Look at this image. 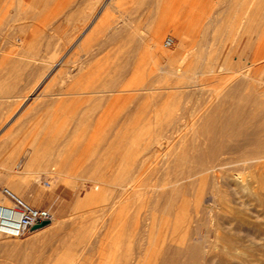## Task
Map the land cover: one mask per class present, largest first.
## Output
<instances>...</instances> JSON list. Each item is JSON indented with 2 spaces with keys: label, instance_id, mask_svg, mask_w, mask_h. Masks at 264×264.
<instances>
[{
  "label": "rangeland",
  "instance_id": "374dc122",
  "mask_svg": "<svg viewBox=\"0 0 264 264\" xmlns=\"http://www.w3.org/2000/svg\"><path fill=\"white\" fill-rule=\"evenodd\" d=\"M154 1L146 6V10L141 9L146 13L138 15L126 14L124 9L133 6L136 12L137 5L149 3V0H116V13H111L108 4L105 12L111 14L103 13L93 24L94 15H88V0H0V64L6 59L7 64L22 65L17 72L5 76L0 73V80L5 77L10 82L8 89H0V186L10 189L7 182L22 172L30 156L33 131L48 130L51 133L53 130L51 144L55 147L51 152L54 161L57 147L62 148L70 139L65 136L77 131L76 138L69 142L70 154L74 156L70 158L69 166L49 163L45 173L39 175L41 183L30 177V183L44 194L38 199L54 214L50 227L57 223L61 228L56 229L55 237L32 246L24 244L36 235L35 232L17 237L22 248L5 254L1 251L4 244L17 238L3 236L0 239V263L103 264L108 252L113 250L125 253L121 258L125 256L132 261L135 257L148 258L160 249L168 250L170 244L175 254L178 248L183 250V244L190 238L200 246L197 245L199 255L196 258L205 257L199 261L222 264L216 256L214 258L220 245L216 244L218 220L215 210L213 214L207 210L210 201L201 202L200 209L194 203L189 204V209L200 212L194 214L188 225H181L186 218L159 215V206L149 202L143 194L155 184H163L165 178H170L169 174L180 171L162 166L164 156L169 153L167 138L177 140L183 137L186 126L199 120L205 106L202 107L203 100L217 94L214 88L217 82H223L224 73H231V77L249 76L252 86L255 84L254 92L264 94V0H156V6ZM153 6L155 14H149ZM153 18L164 21L168 25L164 37L175 40V47L170 49L173 59L160 58V64L166 69L178 68V73L185 71L187 75L199 76L200 82L203 79L211 81L214 77L212 81L215 82L206 86H212L211 89L204 86L208 89L206 94L202 86L197 89L191 86V93L187 94L186 82L192 84L193 80L184 76L170 75L162 79L168 84L165 89L135 86L137 82L153 83L150 76L155 69L150 56L154 57V50L147 42L141 41L140 44L137 39L140 34H147V26ZM127 27L135 30L134 40L123 37L110 40L103 35L109 30L127 34L130 30L124 31ZM87 36L86 51L80 44ZM125 49L129 55L118 54L119 50L123 52ZM64 58L75 59L67 64L70 72L57 65ZM126 61L129 63L125 64ZM73 63L81 69L76 71ZM101 65L108 71L116 66L125 69L121 85L115 89H99L91 85L79 87L80 82H84L80 77L88 75L91 79ZM29 67L36 73L28 70ZM69 74H76V88L69 86L73 82L68 79ZM139 75L144 77L138 79ZM13 99L15 104L10 108L6 102ZM48 100L52 103L43 106ZM60 102L65 103L63 109H58ZM45 111L53 113V120L41 118ZM99 124L102 126H96ZM124 124L131 126H128L130 129L127 127L128 135L121 138V128L126 127ZM152 124L166 125L164 130L170 134H164L163 127H160L162 133L157 135L159 137L154 138L151 133L139 136L138 130L144 131L148 127L153 130ZM181 126L184 129L178 134ZM99 128L104 131L103 136H99L103 138L99 143L103 147L91 155L88 140ZM172 129L177 131L174 135ZM139 137L144 148L140 155L136 141ZM109 140L113 141V148L105 150ZM161 154L163 159L158 156ZM95 160L100 162L97 168L92 167ZM10 162L12 169L8 168ZM60 169H68L70 174H65L64 178H70L72 186H64L60 181ZM45 182L49 185L46 186ZM141 185L148 188L144 187V190ZM184 211L180 210V214ZM196 225L197 228L200 226L198 231ZM174 257L177 264L181 257ZM259 257L264 260V253ZM131 261L119 264H133Z\"/></svg>",
  "mask_w": 264,
  "mask_h": 264
},
{
  "label": "bare ground",
  "instance_id": "6f19581e",
  "mask_svg": "<svg viewBox=\"0 0 264 264\" xmlns=\"http://www.w3.org/2000/svg\"><path fill=\"white\" fill-rule=\"evenodd\" d=\"M153 3V5H157L156 0ZM155 19L153 18L150 20V24L147 26V34H140L137 38L139 39V43L141 41H145L149 44L150 48L154 50V52H152L155 53L154 57H151L152 55L150 56L154 65L153 69H155L152 70L153 72L150 76L153 83L145 85V83L142 84L143 82H137L135 86L143 89H149V87L154 90L160 88L165 89L168 84L165 81H162V79H166V77H169L170 75L175 77L184 76L187 79L193 80V82L191 81L192 84L186 82L185 87L186 89L189 88L187 89L188 91H186L188 92L187 94L191 93V91H189L191 86L195 89L202 86L206 94V91H208L206 88L212 87L206 86L211 84L214 77L211 81H209V79H203L200 82L199 76L187 75L185 71L178 73V68L166 69L164 65L160 64L158 61L160 58H165L167 60L171 58L170 52L172 51H170V49L175 47V40L170 36L164 37L168 25H166L162 20ZM128 28L129 27L124 29V31H128ZM105 29L107 30L108 27ZM132 29L133 28H131L127 34H121V32H116L114 29L115 32H109L111 31L109 30L108 33H104L103 35L110 40L123 37L128 38L131 41L134 40L133 38L136 36L134 35V33H136L135 30L133 31ZM167 38L170 39L169 44L166 43ZM80 46L82 50H88V36L82 41ZM127 51L128 49H125L123 52L119 50L118 54L125 56ZM141 55H143V53ZM66 59L67 60H65V58L60 59L57 65L64 68L66 67V70H69L70 68L67 64L73 62L75 59ZM172 59L173 58H171V60ZM2 61L0 64V73L4 76L11 72H17L22 67L19 63L7 64L8 60L6 59H3ZM74 62L76 63V61ZM126 63L129 62L126 61L125 64ZM119 64H121V62H119ZM71 66L72 65L70 64V67ZM73 66H75V64ZM73 68L78 71L81 69V66L76 65ZM29 69L33 73H36L34 68L29 67L28 70ZM108 70L101 65L97 69L98 72L96 71L97 73L91 76V79H88V75L84 76L82 74L84 78L81 76L80 79L84 80V82L82 83L81 81L79 87L87 88L91 85L99 89L106 87L110 89L117 88L121 85V80L123 79L125 73L123 70L125 69L122 70V68L116 66L110 71ZM68 72H70V70ZM73 73L74 72H72V74ZM223 75H225L226 78L225 76H222V78L224 77L223 82L221 84L217 82L220 85L218 86L216 83L217 87L215 86L216 88H214L217 94L212 96L210 95L211 93H208L211 97L208 96L209 99H207V101L205 100L206 98L203 100L204 102L202 107L204 105L205 106L203 108L201 107L202 111L198 116L199 120L192 122L187 126L185 125L187 128H185L183 137H185V135L186 137L183 138L181 136L177 140L172 137L174 140H169V138H167V142L165 141L166 149L169 150V153L167 155L165 153L166 156H164L162 166L169 169L178 168L180 171H174L172 174L168 173L170 178L168 180V177L165 178L167 181L161 179L165 181L164 183L162 182L163 184H155L151 190L148 189V192H145L143 195L146 194L145 198L149 202L155 203V205L159 206L161 211H159V215L161 214L165 218H186L187 220L185 222L182 221L180 223L181 225L183 223H187L188 225V223L192 221V218H194V214L200 212V210L189 209V204L191 205V203H194L193 205H197V209H200L199 205L201 202H206L205 199H207V201H210V204L212 205V207L211 205H208V212L212 213L213 210H215V217L218 220L217 226H215V233L218 242H216V244L220 245V250L214 254V258L217 257L219 263L222 264H264V260L259 257L264 253V94L262 92L261 93L263 95L254 92L253 87L255 84L253 83L254 86H252L250 82L252 79L247 75L239 74L232 77L231 73L228 75L224 73ZM67 77L68 79H73L72 84L69 86L76 88V74H69ZM140 77L143 78L144 76L139 75L138 79H141ZM88 80L90 83H88ZM62 81L64 82V80ZM213 82L215 81H212V83ZM172 85H175V83H172ZM124 86H128V84H125ZM9 87L10 82L7 78L4 77L0 80V89H8ZM195 89H192V91L194 90L195 92ZM246 89H248V91H245ZM222 90L223 92L219 93ZM64 106L65 103L60 102L58 109H63ZM96 126L99 127L102 126V124ZM123 126L126 127L121 128V138L128 135L127 127L131 126V124H124ZM137 126L140 127L141 125L137 124ZM153 126V130H150L152 128L149 127L144 131L138 130L139 136L142 134L149 135L150 133L153 137L160 135L162 132L159 128L163 127L162 124H155ZM182 127L183 126H181L179 132L172 129L173 131L171 133L174 135V131H176L179 134ZM164 128L167 129L166 125L163 127V133L170 134V132L168 133L164 130ZM97 132L101 134H98ZM97 132L96 134L92 133L94 135L88 140V149H90L91 155H94L92 152L94 153L103 147L99 145V143L103 141V138H100L99 136H103L104 131L99 128ZM10 134L8 133V135ZM76 135L77 131L71 136H65V138L70 137V139L66 140V144H64L62 148L60 146L57 147L56 150H58V153L55 155V160L60 163V165L62 164L66 167L71 164L72 160H70V158H73L74 156L70 154L69 142L70 140L73 141L76 138ZM136 141L139 143L137 150L140 155L141 150L144 149L141 144L142 139L139 137L136 138ZM112 142V140L108 141L105 150H112ZM148 144H150V142ZM150 148L152 147L150 146ZM158 156H162L163 159V154ZM99 164L100 162L95 160L92 162V167L97 168ZM169 169L168 171H170ZM67 170L65 171L60 169L58 170V174L60 181L64 183V186L70 187L73 182L70 178H64L65 174H70ZM39 171H37L35 175V180L40 183L39 175H41V172ZM172 171L173 170H171V172ZM101 180L102 179H98V181ZM141 187L144 188L146 186L141 185ZM146 188H144V190H146ZM141 194L142 193H140V196ZM12 208L0 206V221L7 222V219H12L9 218ZM180 210L185 211L180 214ZM15 217L16 215H14V218ZM50 223L51 224H47L42 228L36 229L34 231L36 235H34L31 239H28L24 245L32 246L42 241H46L54 236L56 229L59 228V224L54 223L53 227H50L52 222ZM199 227L200 226H198V228ZM3 236L17 238L5 231L1 232L0 239ZM197 245L198 244L193 243L190 241V238H188L183 244V250L181 251L180 247L178 248L179 251H177V253L175 252V254L172 251V244H170L167 247L168 250L160 249L155 251L152 256L148 258L135 257L132 261L125 256H123L124 258H121V255H125V253L121 254L118 250H113L108 252L109 255L105 259V262L103 261V264H119L122 261H131L133 264H176L174 255H179L181 257L177 264H198V262L203 264L202 262L204 261L199 260L205 257L200 256L201 258H198L199 260L196 258L199 255H197L199 250V245ZM21 248L22 243L17 238L8 244H4L1 251L5 254L9 251ZM128 253L130 252H127L126 254ZM202 254L204 253L202 252ZM202 254L200 253V255ZM0 264L6 263L1 262Z\"/></svg>",
  "mask_w": 264,
  "mask_h": 264
},
{
  "label": "crops",
  "instance_id": "0c3cea01",
  "mask_svg": "<svg viewBox=\"0 0 264 264\" xmlns=\"http://www.w3.org/2000/svg\"><path fill=\"white\" fill-rule=\"evenodd\" d=\"M113 1V2H112ZM116 0H88V15L92 14L94 15L93 17V21L92 23H96L97 19L100 18V16L105 13V14H115L116 13V9H118L117 4H115ZM132 0H129V2H131ZM115 4V5H112ZM152 3V0H149V3H144L141 5H137L138 7H136L138 9V11H133V6L130 8H125L124 12L126 14H138L141 15L145 12H141V9L146 10V6H150ZM110 4V8H111V13L110 12H105V9L107 7V5ZM119 4V3H118ZM125 4V3H122ZM115 6V7H114ZM94 9L96 8L94 11H90V9ZM153 10L152 12L149 10L148 13L149 14H155V7H152ZM123 11H121L122 13ZM123 12V13H124ZM112 20V19H109ZM113 21V20H112ZM14 99L11 100L10 102H6L7 104H9L10 108H13L14 103ZM52 100H48L47 103H44L43 106L50 105L52 102ZM41 105V104H40ZM4 116V115H3ZM55 116L53 115V113H49L48 111L44 112L43 115H41V118L44 119H49V120H53ZM49 126H52L51 123L48 124ZM30 133V132H29ZM33 142L32 144H30V156L28 157V160L25 161V165L23 167L22 172H20V175L16 178L10 179L7 183L10 187L6 188V187H1L0 186V206L3 207H7V208H12L13 207V199L8 196L7 194L4 193V189H7L9 192H11L15 197L19 198L20 200H22L24 203L35 207V208H45L44 203L42 201H40V199H38L39 197L44 196V194H42V190L36 186H34L33 183H30L31 178L30 177H34L35 179V175L37 173V171L39 172H44L46 171V168L49 167V163L50 165L55 164L54 161V157L52 156V149L55 147L51 144L52 139H54V135H53V130H51V133H48V130H44V131H33ZM42 136V138L39 140V138ZM1 148L2 146L0 145V152H1ZM38 158V159H37ZM2 163V162H1ZM56 164H58V162H56ZM12 162H10V166H8L9 169H12ZM53 170V168L51 169ZM29 177V178H28ZM36 183H39L35 180ZM41 183V181H40ZM47 196H49V194H47ZM53 222V220L51 221ZM51 224V223H49ZM35 231V230H34ZM33 231V232H34ZM30 248H35V247H30ZM31 262V261H29ZM26 264H29L26 262Z\"/></svg>",
  "mask_w": 264,
  "mask_h": 264
},
{
  "label": "built area",
  "instance_id": "2783aa9c",
  "mask_svg": "<svg viewBox=\"0 0 264 264\" xmlns=\"http://www.w3.org/2000/svg\"><path fill=\"white\" fill-rule=\"evenodd\" d=\"M166 43H170V39H166ZM45 185L49 184L45 182ZM4 193L13 199V208L7 222L0 221V235L2 231L9 233L12 236L22 237L28 234L32 230V226L42 221H48V224L54 219L53 212L48 208H35L24 203L19 198L15 197L7 189H4ZM14 215L16 217L14 218Z\"/></svg>",
  "mask_w": 264,
  "mask_h": 264
},
{
  "label": "water",
  "instance_id": "95a60500",
  "mask_svg": "<svg viewBox=\"0 0 264 264\" xmlns=\"http://www.w3.org/2000/svg\"><path fill=\"white\" fill-rule=\"evenodd\" d=\"M47 224H48V221H42V222L32 226V230H36V229L42 228V227L46 226Z\"/></svg>",
  "mask_w": 264,
  "mask_h": 264
}]
</instances>
